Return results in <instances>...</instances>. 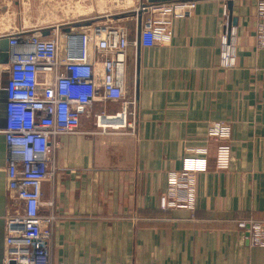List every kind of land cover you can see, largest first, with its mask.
Masks as SVG:
<instances>
[{"label":"crops","instance_id":"1","mask_svg":"<svg viewBox=\"0 0 264 264\" xmlns=\"http://www.w3.org/2000/svg\"><path fill=\"white\" fill-rule=\"evenodd\" d=\"M233 1L235 67L219 64L226 0L195 1L186 12L187 4H171L170 23L142 33L138 75L129 68V48L132 126L102 132L95 114L119 105L97 101L78 132L60 137L40 210L56 217L54 263L264 264V247L252 246L239 225L264 221V50L256 43L255 1ZM3 17L0 39L17 30L4 29ZM5 71L8 64H0V84ZM221 141L231 148L225 170L216 168ZM193 159L201 162L192 174L196 208H163L162 198H172L171 174L195 165ZM11 206L4 170L0 233Z\"/></svg>","mask_w":264,"mask_h":264},{"label":"built area","instance_id":"2","mask_svg":"<svg viewBox=\"0 0 264 264\" xmlns=\"http://www.w3.org/2000/svg\"><path fill=\"white\" fill-rule=\"evenodd\" d=\"M254 1L256 43L264 50V0ZM193 2L147 6L143 12L142 33L169 24L171 4H187L186 12ZM222 22L219 64L222 68H233L238 62L239 30L232 23L226 4ZM91 27L89 34L79 38L80 42L71 38L63 41L62 27L53 25L5 34L9 38L10 79L7 123L2 133L12 206L5 216L4 254L0 264H56L51 250L56 217L40 210L44 204L42 185L54 175L60 137L78 132L82 116L97 101L119 105L116 110L103 108L95 114L96 126L102 132L132 126L135 112L130 106L135 99L128 97L127 75L132 44L130 31L123 25L94 24ZM48 28L50 33L44 35L43 31ZM89 42L93 44L92 52L85 48ZM192 162L195 165L171 174L172 198H162L163 208L171 205L189 210L196 208V181L192 174L201 162L199 159ZM230 164V145L221 141L217 147L216 168L225 170ZM239 225L248 232L252 246L264 247V221L244 220Z\"/></svg>","mask_w":264,"mask_h":264},{"label":"rangeland","instance_id":"3","mask_svg":"<svg viewBox=\"0 0 264 264\" xmlns=\"http://www.w3.org/2000/svg\"><path fill=\"white\" fill-rule=\"evenodd\" d=\"M7 4L9 5V16L7 15ZM140 4L141 0H0V30L2 29V16H4V29H28L41 25L59 26L62 27L63 41L71 38L80 42L79 38L89 34L94 24L123 25L130 31L132 44L129 68L134 71L136 16H124V14L138 10ZM91 18H94V22L89 26L72 24ZM85 48L88 52H92L93 44L89 42ZM134 76L135 72L130 82L132 88ZM4 170V166L1 165V177Z\"/></svg>","mask_w":264,"mask_h":264},{"label":"water","instance_id":"4","mask_svg":"<svg viewBox=\"0 0 264 264\" xmlns=\"http://www.w3.org/2000/svg\"><path fill=\"white\" fill-rule=\"evenodd\" d=\"M174 1H201V0H141V4L138 10H132L130 12H126L124 16H136V74L138 75L140 70V56H141V41H142V20H143V12L147 8V6L151 4L157 3H168ZM233 0H226V5L230 13V19L232 23H236V18L233 17ZM94 22V19H87L79 22H74V26H88ZM50 33V28L43 31L44 35H48ZM0 64H9L10 62V53H9V38L4 36L0 39ZM10 79L9 70L2 73V81L0 84V128H5L7 123L6 116V108H7V86ZM138 85V81H136V87ZM248 235V233H247ZM4 243V234L0 233V245ZM2 255H0L1 262ZM11 263H14L13 261Z\"/></svg>","mask_w":264,"mask_h":264}]
</instances>
